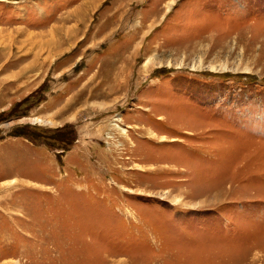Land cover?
<instances>
[{
  "label": "rangeland",
  "instance_id": "rangeland-1",
  "mask_svg": "<svg viewBox=\"0 0 264 264\" xmlns=\"http://www.w3.org/2000/svg\"><path fill=\"white\" fill-rule=\"evenodd\" d=\"M0 264H264V0H0Z\"/></svg>",
  "mask_w": 264,
  "mask_h": 264
}]
</instances>
